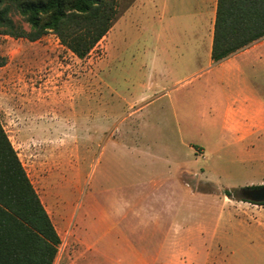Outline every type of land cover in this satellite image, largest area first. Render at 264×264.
Returning a JSON list of instances; mask_svg holds the SVG:
<instances>
[{
    "label": "rangeland",
    "instance_id": "1",
    "mask_svg": "<svg viewBox=\"0 0 264 264\" xmlns=\"http://www.w3.org/2000/svg\"><path fill=\"white\" fill-rule=\"evenodd\" d=\"M116 2L83 60L52 32L0 35V122L61 238L53 264H264L246 244L264 206L242 192L264 186V133L229 146L202 74L154 60L135 0Z\"/></svg>",
    "mask_w": 264,
    "mask_h": 264
},
{
    "label": "trees",
    "instance_id": "2",
    "mask_svg": "<svg viewBox=\"0 0 264 264\" xmlns=\"http://www.w3.org/2000/svg\"><path fill=\"white\" fill-rule=\"evenodd\" d=\"M12 12L23 18L28 30L15 23ZM119 17L116 0H0V35L33 42L52 32L83 60ZM263 38L264 0H217L214 63ZM5 63L0 55V67ZM224 194L233 198L230 190ZM256 205L264 206V202ZM60 243L61 238L0 122V264H53Z\"/></svg>",
    "mask_w": 264,
    "mask_h": 264
},
{
    "label": "crops",
    "instance_id": "3",
    "mask_svg": "<svg viewBox=\"0 0 264 264\" xmlns=\"http://www.w3.org/2000/svg\"><path fill=\"white\" fill-rule=\"evenodd\" d=\"M174 5H180L183 14L175 13ZM216 7L217 0H135L128 12L139 10L144 28L159 43L153 48L154 60L164 65L168 61L169 68L185 72V80L202 74L208 99L201 112L221 125L228 145L246 144L264 133V38L214 63ZM255 228L264 231V222ZM248 241L249 251L264 252V237Z\"/></svg>",
    "mask_w": 264,
    "mask_h": 264
},
{
    "label": "water",
    "instance_id": "4",
    "mask_svg": "<svg viewBox=\"0 0 264 264\" xmlns=\"http://www.w3.org/2000/svg\"><path fill=\"white\" fill-rule=\"evenodd\" d=\"M243 196L252 203H263L264 202V186L243 189Z\"/></svg>",
    "mask_w": 264,
    "mask_h": 264
}]
</instances>
